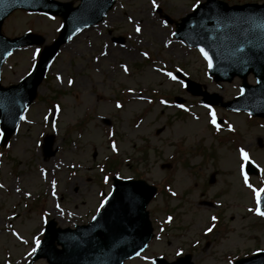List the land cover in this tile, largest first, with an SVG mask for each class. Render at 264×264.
<instances>
[{"label": "rangeland", "instance_id": "1", "mask_svg": "<svg viewBox=\"0 0 264 264\" xmlns=\"http://www.w3.org/2000/svg\"><path fill=\"white\" fill-rule=\"evenodd\" d=\"M203 2L118 0L104 23L62 48L40 87V100L26 113L12 143L0 150V264H29L50 219L62 228L89 223L112 192L114 175L159 187L148 207L155 238L144 254L126 264H151L157 256L174 261L183 253H192L194 264H230L264 247V223L257 211L264 175L254 177L258 185L249 187L239 173L240 160L246 161L241 150L264 172V127L245 114L202 106L201 98L188 93L174 74L183 72L225 101L240 94L241 80L216 84L201 53L177 40L175 24L166 20L180 22ZM61 25L60 18L20 11L3 32L10 38L34 32L49 45ZM42 49L12 54L2 84L20 83ZM249 82L255 83L252 76ZM175 97L184 98L188 108L180 110ZM213 112L228 119L219 136L208 125L216 126ZM47 135L55 136L53 157L45 156ZM108 160L118 163L113 173L105 166ZM163 164L172 168L162 169ZM167 181L171 194L164 188ZM204 197L223 206H204ZM218 210L229 228L205 238L214 222L211 212Z\"/></svg>", "mask_w": 264, "mask_h": 264}, {"label": "water", "instance_id": "2", "mask_svg": "<svg viewBox=\"0 0 264 264\" xmlns=\"http://www.w3.org/2000/svg\"><path fill=\"white\" fill-rule=\"evenodd\" d=\"M83 1L81 9H74L71 4L52 0H0V72L11 52L24 45L44 42L37 35L14 40L3 36L1 27L10 13L18 8L44 11L61 15L65 21L59 39L44 50L34 73L18 86L9 89L0 86L3 146L8 144L24 112L35 100L46 70L61 46L71 39L75 31L101 21L116 0ZM177 36L207 52L213 63L211 73L217 81H232L235 76L246 79L249 72L258 77L260 86L250 87L244 82L245 93L234 102L223 104L219 98H209L204 93L205 102L248 109L264 116V105L261 104L264 100V5L229 9L221 2L210 0L183 20ZM199 89V85L190 82L191 92L201 94ZM248 90L254 95L248 96ZM178 101L182 102L181 99ZM52 145V138H48L46 147L49 151ZM155 194L156 189L143 181L121 182L115 178V192L90 225L77 230H61L55 229V222H51L36 259L46 257L50 264H123L126 259L142 252L153 236L146 207ZM56 241L63 246L62 251L56 249ZM160 264L168 263L163 260ZM174 264L192 263L188 256ZM235 264H264V253Z\"/></svg>", "mask_w": 264, "mask_h": 264}, {"label": "snow or ice", "instance_id": "3", "mask_svg": "<svg viewBox=\"0 0 264 264\" xmlns=\"http://www.w3.org/2000/svg\"><path fill=\"white\" fill-rule=\"evenodd\" d=\"M153 3L155 4V0H153ZM140 31H141V28L139 26H137L136 27V32L139 33ZM201 52L205 55L206 58H208V54H207V52L204 51V49H201ZM145 55H147V54L145 53ZM209 63H210V66H211V62L210 61H209ZM124 70L127 71L128 70L127 67H125ZM167 75L170 76L173 80L176 79V77L171 72L167 73ZM117 107H121V105L117 104ZM181 107H183V106L181 105ZM212 117H213L212 123L216 124V119H215V113L214 112L212 113ZM21 118L23 119V117H21ZM217 128H219L218 125H217ZM113 147L115 148V145H113ZM241 151H242L243 159L244 160H248L249 159L248 153L244 152L243 150H241ZM245 183H247V176H245ZM0 187H2V186H0ZM249 187H251V185H249ZM261 192H264V189L259 190V192L257 193L258 197H259ZM173 195H175V193H173ZM257 211L259 212L260 215L264 216V212L259 211V209H257ZM213 219H215V217H213ZM209 231H212V229L209 228ZM36 243H37V245H39V243H40L39 240H37ZM138 255H139V253H138Z\"/></svg>", "mask_w": 264, "mask_h": 264}]
</instances>
